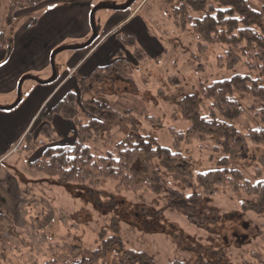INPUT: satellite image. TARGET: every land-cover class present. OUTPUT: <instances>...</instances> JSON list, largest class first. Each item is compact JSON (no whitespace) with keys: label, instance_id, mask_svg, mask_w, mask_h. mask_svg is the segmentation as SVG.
<instances>
[{"label":"rangeland","instance_id":"rangeland-1","mask_svg":"<svg viewBox=\"0 0 264 264\" xmlns=\"http://www.w3.org/2000/svg\"><path fill=\"white\" fill-rule=\"evenodd\" d=\"M139 1L96 0V4L130 9L131 2ZM249 2L250 8L258 11L264 0ZM107 8L94 15L95 25L103 15L110 21L112 13ZM167 9L162 0H145L133 20H140L143 29L141 32L133 25L140 33L135 47L143 53L136 56L132 46L122 45L121 60L115 58L118 65L109 75L84 82L87 92L83 99L104 103L112 114L120 116L108 122L105 132L89 147L95 158L102 156L134 128L179 153L175 167L190 177L173 180L161 170L163 188L158 195L115 192L114 182L101 179L96 187L59 185L55 178L28 164L37 160L46 146L63 142L33 134L34 140H21L16 151L0 162V180L5 179L6 188H0V264H72L75 260H84V264H264V210L242 211L244 196L228 183L222 181L204 195L193 181L197 173L217 168L222 157L217 140L223 132L212 130L202 142L188 138L179 145L170 133H184L191 125L182 116L184 99L192 97L204 116L208 108L205 86L236 74H254L243 65L231 70L220 66L218 57L225 48L205 44L189 28L176 29L164 14ZM7 10L8 0H0V33L11 37ZM20 22L22 18L16 28ZM235 97L244 112L232 122L240 136L234 137L238 149L227 163L251 184L264 182V147L241 138L257 126L248 111L251 98ZM40 121L41 117L36 118L31 127L35 129ZM168 190L179 193L182 200L193 191L200 195L194 210L189 209L194 218L189 220L168 207ZM176 202L178 197L173 204Z\"/></svg>","mask_w":264,"mask_h":264},{"label":"trees","instance_id":"trees-1","mask_svg":"<svg viewBox=\"0 0 264 264\" xmlns=\"http://www.w3.org/2000/svg\"><path fill=\"white\" fill-rule=\"evenodd\" d=\"M44 1L8 0L7 27L12 28L16 13L37 7ZM249 1L162 0V3L168 7L164 14L176 29L184 31L189 28L191 33L205 44H217L225 48L223 55L218 57L220 66L231 70L243 65L248 72L254 74L253 77L236 74L205 86L203 97L208 108L204 116L199 114L198 106L192 97L184 99L186 105L182 109V116L191 125L184 133L173 130H170V133L174 144L179 145L188 138L202 142L210 136V131H222V136L217 140V151L222 155L217 168L197 173L193 181L204 195H208L211 188L220 186L222 181L228 183L235 192L244 196L242 211L259 213L264 210V182L251 184L227 163L233 152L238 149V140L234 137L240 136L232 122L244 112L235 97L236 94L251 98L248 111L252 113L257 124L241 135L242 140L256 147H264V2L259 10L255 11L250 8ZM32 23H35V20H32ZM118 39L123 46H132L136 56L143 53L135 47L133 38ZM9 44V36L0 33V51H7ZM115 58L121 60L120 52L115 54ZM119 60L95 70L89 77L82 78L78 84V93L69 92L54 107L44 110L39 131L41 136L49 138V124L53 116H57L72 122L75 139L71 146H46L41 156L28 166L40 174L55 178L59 185L96 187L97 181L101 179L114 182L115 192L158 195L163 188L161 170L170 174L173 180L179 176L184 180L187 176L190 177L189 173L181 172L175 167L179 153L163 148L155 139L140 135L134 128H130L124 139L102 156L95 158L89 147L94 138L105 132L104 126L120 116L112 114L110 107L104 103L83 99V93L87 92L84 82L90 79L99 80L102 75H109ZM117 70L120 71L119 68ZM29 139L32 137L25 135L23 141ZM26 149L30 151L29 146ZM139 175L144 176V179ZM167 192L169 208L180 212L189 220L194 218V213L189 212V209L194 210V202L200 197L197 192L193 191L185 200L174 190ZM176 197L179 202L173 204ZM111 241L112 239L108 242ZM84 263V260L72 262ZM44 264L58 263L49 261Z\"/></svg>","mask_w":264,"mask_h":264},{"label":"crops","instance_id":"crops-1","mask_svg":"<svg viewBox=\"0 0 264 264\" xmlns=\"http://www.w3.org/2000/svg\"><path fill=\"white\" fill-rule=\"evenodd\" d=\"M144 1L124 9L100 6L96 0H45L15 14L9 48L0 51V162L24 142L25 135L41 137L42 120L35 129L31 125L42 118L44 110L67 93L78 92L82 78L116 61L115 54L124 50L119 37L139 40L133 25L143 29L140 20H133ZM105 8L112 13L110 21L103 15L95 25L94 15ZM19 18L22 22L16 28ZM49 130L50 139L63 142L55 146L73 144L72 122L53 116ZM4 181L1 178L2 190H6Z\"/></svg>","mask_w":264,"mask_h":264}]
</instances>
